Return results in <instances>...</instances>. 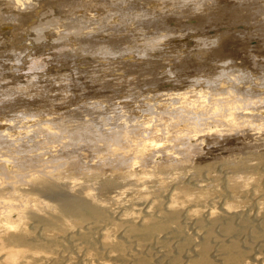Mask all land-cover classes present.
Wrapping results in <instances>:
<instances>
[{"label":"bare ground","instance_id":"bare-ground-1","mask_svg":"<svg viewBox=\"0 0 264 264\" xmlns=\"http://www.w3.org/2000/svg\"><path fill=\"white\" fill-rule=\"evenodd\" d=\"M133 1L57 0L70 11L64 19L28 20L36 41L51 29L56 52L101 62L99 76L95 64L80 72L102 76L111 95L59 108L55 88L38 79L67 93L75 77L14 41L6 48L13 70L25 64L34 75L23 85L5 82L9 69L0 74V264H264V53L251 46L264 47V0ZM35 2L0 0V8L38 10ZM89 5L106 14L83 19L76 8ZM169 9L180 30L170 28ZM113 17L107 40L82 39ZM121 83L133 106L116 96ZM224 141L227 155L201 159ZM115 185L120 191L104 195Z\"/></svg>","mask_w":264,"mask_h":264},{"label":"rangeland","instance_id":"rangeland-1","mask_svg":"<svg viewBox=\"0 0 264 264\" xmlns=\"http://www.w3.org/2000/svg\"><path fill=\"white\" fill-rule=\"evenodd\" d=\"M38 1V2H37ZM112 0H106V2H111ZM150 1V0H149ZM148 0L146 1V0H134L133 1V3L134 4H136V6L139 8V6L141 5H146L148 2H149ZM231 1V2H230ZM34 2H35V0H34ZM146 4H145V3ZM232 3L233 2V0H222V5L224 4V3ZM40 5H39V4ZM35 4H37V5H34L35 7H36V9H38V10H33V9H22V10H18V9H12L11 10V12H9V10L6 8V7H4V6H1V7H4L3 9L2 8H0V9H2L1 11L3 12V13H6V12H9V14H11L12 12L14 13V14H18L19 15V18H18V20L19 21H12V20H9V19H5V18H3V17H0V32L2 33H0V51L2 52V53H0V54H2V55H0V63H1V65H5V67L4 66H1L0 65V74H2L3 75V73H5V71L6 70H4V69H9V70H7L6 72H7V74H8V76L7 77H5V82H9V84L11 83H14L15 81H19V80H21V84L25 81V77L27 76V75H30V73L32 74V76L34 75L33 73H32V71H29V70H26L27 69V66L24 64V66H25V68H22V70L21 69H16V68H14V70H13V67L16 65V64H14L15 62L14 61H12V60H15V58H13V53H11L9 50H10V47H11V45H14V43H15V46H18V48H20L21 47V49L20 50H24V49H27V48H29L28 50L29 51H33L34 49H35V52L34 53H32V51H31V54H33L34 56H37V55H40L39 53H42L41 55L44 57V56H46V57H48L49 59H51V57L53 58L54 56H52V55H54V54H52L53 52L54 53H57V54H59L58 56H63L65 53V55L64 56H66V58H64V56L61 58V62L62 63H65V61L66 60H68L69 59V61H70V59H71V62H66L65 64H66V66H64L65 64H62L57 58H56V56H57V54H55V59H57V61L54 59V61H53V59H51L50 61H49V59L48 58H46V57H44L45 59H46V61H48L47 62V65H48V67H49V70L50 71H53L54 69V71H56V68H59V67H62V68H59V69H61V70H64V71H67L66 73H68V75H67V77L66 78H70V79H72V78H74V79H72L71 81H69V82H71V85L72 86H70L67 90H69V89H71V90H69L67 93H65V92H61L60 91V87L57 85V84H53L52 85V81L51 80H49L48 79V81H46L47 79H45V78H42L41 79V77L38 79L39 81H40V83H42V85H45V83H48V84H46L48 87H49V89H50V87H51V89H53V88H55V89H53V93H51V95L53 96V99L54 100H56L55 101V105L57 106V107H61L62 108V106H65V105H67L68 103H69V100L70 101H72V100H74V101H76V102H78L79 100V102L80 103H82V102H85V101H83V100H85V98L86 97H91V96H97V98H100V97H103V95H111L112 94V92L111 91H109V87H107V84H102V81H100V78L102 77V76H100V77H97V81H93L92 82V80H90V78L89 77H87V75L85 74L84 75V73H81L80 72V70H81V68H82V66L84 65V66H89L88 67V69L89 70H94L95 69V65H97L98 67H100V68H97V66H96V68L98 69V70H96L97 71V74L98 73H100V74H102L101 73V70L103 69V67H105V66H101L100 64H102L101 62H98V64L100 65H98V64H96L97 63V61H95L94 60V58L93 57H91L90 55H85V56H81V55H79V58H78V56H77V58L78 59H76L77 61H81L80 63L79 62H77L76 60H75V58L76 57H74V60H73V58L72 57H70L69 55H67L68 54V52H67V48H64L63 50H59L58 52H56L55 50H54V48H53V46H52V42H50V41H52V39H51V37H53L52 36V33H53V30H52V32H51V29L50 30H48V29H46L45 30V32H44V37H43V39L42 40H39V41H36L35 40V33L32 31V30H30V29H28V27L27 26H29L30 24H31V22H29L28 23V20L30 21V19L32 18V17H34V19H35V17H36V19H45V18H47V17H49V16H51L53 13H54V15L55 16H59L61 19H64L66 16H68L69 15V13H70V11L69 10H66V8L68 9V7H61L60 5H59V3L57 2V0H36V2H35ZM151 5L152 6H156V2L155 1H151ZM39 6V7H38ZM140 6V7H141ZM151 6V7H152ZM99 7V8H98ZM98 7H95V6H93V5H89V6H82V7H79V8H76V11H77V13H79V14H81V16L82 17H84L83 19H86V18H88L89 17V15H90V17H91V15H92V17L93 16H97L98 18H100V16L102 17V16H104L105 14H106V9L105 8H103V7H101V6H98ZM122 7L123 8H126L125 7V5H122ZM6 9V10H5ZM41 9H43L42 11H41ZM52 9V10H51ZM88 9V10H87ZM99 9V10H98ZM66 10V13L65 12H63V11H65ZM6 11V12H5ZM16 13H15V12ZM25 11H26V13H25ZM30 11V12H29ZM33 11H37V13L38 14H36V16H35V14L33 15ZM75 11V12H76ZM169 11H171L170 9L168 10V12ZM179 11V10H178ZM31 14H29V13ZM41 12V13H40ZM81 12V13H80ZM88 12V13H87ZM101 14H100V13ZM174 12L176 13L177 11L176 10H174ZM28 13V14H27ZM43 13H45L46 15H42ZM84 13V14H83ZM89 13H91V14H89ZM66 14V15H65ZM89 14V15H88ZM173 14V13H172ZM170 12L169 13H167V16H168V18H169V20H167V21H170V22H168L169 24H170V28L172 29V31H174V28H173V26L174 27H176V28H178L179 30L181 29V28H179V25H177V20L175 19V16H174V14L172 15ZM39 15V16H38ZM60 15H62V16H60ZM181 15V14H180ZM64 16V17H63ZM172 18H171V17ZM63 17V18H62ZM30 18V19H29ZM147 18H150V17H143L142 19H140V23H142L143 25H145V29H149V30H153L152 31V33H156V34H161V32L163 31L162 29L164 28V27H162V26H160L159 25V27L160 28H158V26H157V28L159 29H152L151 28V26L150 25H148V20H147ZM35 19V21H34V23H37L36 21H39V20H36ZM26 20V21H25ZM117 19H116V17H113V19H111V18H108L107 19V22L105 23H101V24H99L98 26H96L95 27V30L94 31H92V32H90L89 34H87L86 36L84 35V36H82V39H87V38H89V36H91V40L92 41H94V39L95 40H107L109 37V33H110V23L112 22V21H116ZM27 22V23H26ZM4 23H6L4 26H6L7 25V27L9 28V29H6L7 27H4L3 26V24ZM8 23L9 24H13V25H8ZM139 22H136L134 25H136V24H138ZM17 24V25H16ZM27 24V25H26ZM176 24V25H175ZM15 26V27H14ZM26 26V27H25ZM172 26V27H171ZM16 27H17V29H16ZM19 27V28H18ZM22 29H21V28ZM128 27H129V25H128ZM148 27V28H147ZM5 28V29H4ZM130 28V27H129ZM2 29V30H1ZM3 29H4V31H3ZM24 29V30H23ZM162 31H161V30ZM206 29H208V30H210V29H212V30H214L213 28H210L209 29V27H207ZM27 30V31H26ZM100 30V31H99ZM148 30V31H149ZM157 30V31H156ZM183 30V29H182ZM216 30V29H215ZM217 30H220V27L218 26V29ZM29 31V32H28ZM33 32V33H31V32ZM51 32V33H50ZM206 32V31H205ZM21 33V34H20ZM22 33H24V34H22ZM30 34L29 36H28V34ZM95 34V35H94ZM105 34V35H104ZM186 34H190V33H184V35H186ZM51 35V36H50ZM97 35H99V36H97ZM177 35H178V33H177ZM26 37L24 40L21 38V37ZM50 36V37H49ZM70 36H71V42L73 43V44H77L78 43V41L77 40H75L74 38H73V35H71L70 34ZM94 36V37H93ZM2 37V38H1ZM10 37V38H9ZM12 37V38H11ZM29 37V38H28ZM31 37H33V38H31ZM105 37V38H104ZM174 37V36H173ZM189 37V35L187 36V39H190V37ZM99 38V39H98ZM2 39V40H1ZM5 39V40H4ZM27 39V40H26ZM49 39V40H48ZM175 39H177L176 38V36H175V38H172V37H170V39L169 40H171V41H169L170 43H173V42H175L174 40ZM4 40V41H3ZM6 40H8V41H6ZM10 40V41H9ZM23 40V41H22ZM3 43H2V42ZM13 41H14V43H13ZM28 41V42H27ZM31 43H30V42ZM33 41V42H32ZM191 41V40H190ZM4 42H5V44H4ZM18 42V43H17ZM25 42V43H24ZM7 43L9 44V45H7ZM29 43V44H28ZM46 43H48V44H46ZM255 42H253L252 44H251V46L253 45V46H258L259 45V47H258V49H256L255 47H254V50H257V52H255L258 56H259V58H260V53H264V47H262L263 46V44H258V43H255ZM260 43V42H259ZM17 44V45H16ZM19 44H20V47H19ZM23 44H25V45H27L25 48H24V46L25 45H22ZM35 46H34V45ZM38 44V45H37ZM40 44L43 46H40ZM46 45H48V47H46ZM5 48H4V47ZM32 47V46H34V48L32 49V48H30V47ZM40 46V47H39ZM51 46V47H50ZM171 46V45H170ZM2 47V48H1ZM9 47V50L8 49H6V48H8ZM42 47V48H41ZM50 48V49H49ZM53 48V49H52ZM43 49H44V51H43ZM234 49H236V50H234ZM237 49H239L238 47L237 48H235V47H233V48H231V50L233 51H237ZM3 50H5V51H9V53H7V56H5L6 54V52L4 51L3 52ZM19 50V51H20ZM37 51V52H36ZM42 51V52H41ZM63 52V53H61V52ZM239 51V50H238ZM237 51V52H238ZM27 52V51H26ZM60 52V53H59ZM25 53V52H24ZM28 53V52H27ZM27 53H25V54H23V53H19L18 52V54L20 55V57H19V55H18V58L19 59H23L24 58V56H26V58H27ZM35 53H37V54H35ZM45 53V54H44ZM48 53H50V54H48ZM8 54H11V56L10 55H8ZM61 54V55H60ZM63 54V55H62ZM240 54V57H241V53H239ZM2 56H4L3 58H2ZM10 56V57H9ZM23 56V57H22ZM67 56H69V57H67ZM81 56V57H80ZM9 57V58H8ZM134 57H136L135 55H134ZM13 58V59H12ZM26 58H24V59H26ZM68 58V59H67ZM137 58V57H136ZM6 59H7V61H6ZM9 59V60H8ZM12 59V60H11ZM23 59V60H24ZM59 59H60V57H59ZM63 59H65V61L63 60ZM3 60V61H2ZM72 60L75 62V65L74 64H72L73 62H72ZM85 60H86V62H85ZM11 61V62H10ZM52 61H53V63H54V65L52 64ZM96 63H95V62ZM11 64H10V63ZM3 63H8L7 65L6 64H3ZM14 65H13V64ZM57 63H59V64H57ZM82 63V65H79V64H81ZM84 63H86V64H84ZM10 64V65H9ZM78 64V65H77ZM95 64V65H94ZM264 64V63H263ZM9 65V66H8ZM12 65V66H11ZM20 65V64H19ZM22 65V64H21ZM53 65V66H52ZM57 65V66H56ZM58 65H60V66H58ZM61 65H63V66H61ZM68 65V66H67ZM72 65V66H71ZM92 67H91V66ZM94 65V66H93ZM8 66V67H7ZM11 66V67H10ZM23 66V67H24ZM71 68H70V67ZM10 67V68H9ZM66 67H67V69H66ZM69 67V68H68ZM73 67V68H72ZM75 67V68H74ZM51 68H53V70L51 69ZM64 68V69H63ZM92 68V69H91ZM102 68V69H101ZM10 69H12L11 71H10ZM79 69V70H78ZM101 69V70H100ZM73 70V71H72ZM4 71V72H3ZM16 72L17 74L19 73L20 74V72L22 71V72H24V74L22 75V74H15L14 72ZM18 71V72H17ZM71 71V72H70ZM77 71V72H76ZM13 72V74L15 75H13V74H11L10 76H9V73H12ZM74 72V73H73ZM80 72V73H79ZM25 73H26V76H24L25 75ZM28 73V74H27ZM53 73V72H52ZM69 73H72L71 75L73 76V77H70L69 75ZM186 73H192V74H194L193 72H191V71H189V72H186ZM6 74V73H5ZM4 74V75H5ZM100 74H98V76L100 75ZM107 74H109V73H107ZM84 75V76H83ZM22 76V77H21ZM31 76V75H30ZM79 76V77H78ZM15 78V80L13 79V78ZM16 77H17V80H16ZM21 77V78H20ZM24 77V78H23ZM85 77V78H84ZM87 77V78H86ZM10 80H9V79ZM78 78V79H77ZM99 78V79H98ZM8 79V80H7ZM45 79V80H44ZM75 79H77V80H75ZM89 80V81H87V80ZM11 80H13L12 82H11ZM23 80V81H22ZM42 80V81H41ZM73 80H74V82H73ZM4 81V80H3ZM56 81H58V80H56ZM78 83H76V82ZM80 81V82H79ZM90 81H91V84H90ZM20 82V81H19ZM97 82V83H96ZM111 82H114V81H111ZM3 83V82H2ZM81 83V84H80ZM87 83V84H86ZM101 83V84H100ZM25 84V82L23 83V85ZM51 84V86H49ZM124 84V83H123ZM122 83H121V85L119 86V90H120V93L119 94H117L116 96H118L119 98H120V101H122L123 100V97H127V94L128 93H131V90L129 89V88H127L126 87V85L124 86ZM54 85L55 86H57V88L56 87H54ZM84 85H85V87H84ZM87 85V86H86ZM94 85V86H93ZM101 85H103L104 87H106V91H105V89H104V87L103 86H101ZM84 87V91H86V92H84L83 91V88H81V87ZM89 86V87H88ZM98 86H100V87H98ZM72 87V88H71ZM123 87H125V88H123ZM79 88V89H78ZM81 88V89H80ZM87 88V89H86ZM99 89H100V91H99ZM57 90V91H56ZM129 90H130V92H129ZM71 91V92H70ZM83 91V92H82ZM127 91V92H126ZM57 92V93H56ZM90 92V93H89ZM61 93V94H60ZM64 93H65V96H66V94L69 96L70 94H72V95H70L69 97L68 96H64ZM81 93H83V94H81ZM103 93H105V94H103ZM125 95V96H122L123 94ZM19 94L20 93H15L14 94V96L12 97V99L14 100V99H21V100H23V101H28V97L30 98V96H28V95H25L24 96V99H23V95H24V93L23 94H21V96H19ZM54 94V95H53ZM63 94V95H62ZM103 94V95H102ZM15 95H18V96H16L15 97ZM121 95V96H120ZM64 96V97H63ZM83 96V97H82ZM63 97V98H62ZM26 98V99H25ZM83 98V100H81ZM31 99H34V97L33 96H31ZM130 99V98H129ZM124 99L122 102H124V103H126L127 101V103L125 104V105H128V106H133V104H134V100L133 99ZM13 100H11V101H13ZM21 100H19L20 102H21ZM37 100V99H36ZM136 100H138L137 98H136ZM31 100L29 99V102H30ZM38 101V100H37ZM73 101V102H74ZM130 101V102H129ZM60 102H62V104L60 103ZM63 102H64V104H63ZM66 102V103H65ZM9 103V102H8ZM39 103V102H38ZM37 103V104H38ZM35 104V103H34ZM37 104H35V106H37ZM60 106H59V105ZM5 105H6V103H5ZM64 108V107H63ZM233 141L231 142L232 144H230V146L231 147H234L235 146V144H236V140H234V139H232ZM226 142H228V141H224V142H222V143H218V144H211L210 145V148L209 149H207L208 147L207 146H205V148H204V153L205 154H203V156L201 157V159L203 160L204 159V161H209V160H211L212 158H214V157H220V155L221 156H225V155H227L228 154V151L226 150V149H222L221 147H229V145H225V144H227ZM225 143V144H224ZM220 147V148H219ZM219 152V153H218ZM225 153V154H224ZM119 188H121V186L119 187V185H115L114 187H112V188H110L109 190H108V193L107 192H105V194L104 195H106V196H113V194L115 195V192H118V191H120V189ZM121 190H123V189H121ZM126 196H125V194H124V196H122L121 195V198L123 199V198H125Z\"/></svg>","mask_w":264,"mask_h":264}]
</instances>
